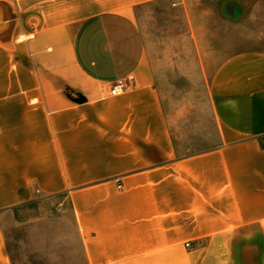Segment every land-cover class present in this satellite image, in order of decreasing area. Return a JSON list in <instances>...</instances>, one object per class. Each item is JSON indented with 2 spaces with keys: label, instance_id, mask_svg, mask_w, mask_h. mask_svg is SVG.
Wrapping results in <instances>:
<instances>
[{
  "label": "crops",
  "instance_id": "crops-1",
  "mask_svg": "<svg viewBox=\"0 0 264 264\" xmlns=\"http://www.w3.org/2000/svg\"><path fill=\"white\" fill-rule=\"evenodd\" d=\"M215 4L0 0V264L4 218L50 199L87 264H264V49L221 57Z\"/></svg>",
  "mask_w": 264,
  "mask_h": 264
},
{
  "label": "rangeland",
  "instance_id": "rangeland-1",
  "mask_svg": "<svg viewBox=\"0 0 264 264\" xmlns=\"http://www.w3.org/2000/svg\"><path fill=\"white\" fill-rule=\"evenodd\" d=\"M234 1L239 11L231 19L233 22L218 17L213 19L212 26L219 37L216 41L219 46L215 49L221 53V57L245 50L264 49L263 5L250 15L248 11L257 0ZM215 3L216 0H202L207 7L217 8ZM141 12L147 34L159 37L161 32L166 31L169 25L167 5H151ZM177 29L180 31L182 28L179 25ZM2 222L13 264H87L72 207L67 201L50 199L33 202L15 209ZM200 243L203 246L207 242ZM186 245V252L193 249L192 243Z\"/></svg>",
  "mask_w": 264,
  "mask_h": 264
},
{
  "label": "built area",
  "instance_id": "built-area-1",
  "mask_svg": "<svg viewBox=\"0 0 264 264\" xmlns=\"http://www.w3.org/2000/svg\"><path fill=\"white\" fill-rule=\"evenodd\" d=\"M125 90V85L122 81H118L117 85L114 86L111 91L110 95L112 96H118L119 93L123 92ZM188 246V245H186Z\"/></svg>",
  "mask_w": 264,
  "mask_h": 264
}]
</instances>
